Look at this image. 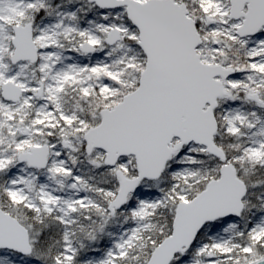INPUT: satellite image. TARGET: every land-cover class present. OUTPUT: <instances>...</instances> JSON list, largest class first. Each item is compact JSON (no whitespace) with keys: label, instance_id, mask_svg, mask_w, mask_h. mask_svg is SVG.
I'll list each match as a JSON object with an SVG mask.
<instances>
[{"label":"snow or ice","instance_id":"6c2138e0","mask_svg":"<svg viewBox=\"0 0 264 264\" xmlns=\"http://www.w3.org/2000/svg\"><path fill=\"white\" fill-rule=\"evenodd\" d=\"M0 264H264V0H0Z\"/></svg>","mask_w":264,"mask_h":264}]
</instances>
